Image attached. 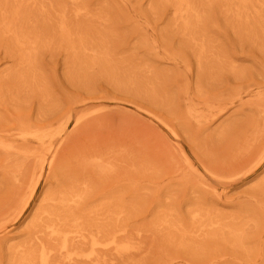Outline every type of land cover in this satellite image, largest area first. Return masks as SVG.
<instances>
[{"label":"rangeland","instance_id":"1","mask_svg":"<svg viewBox=\"0 0 264 264\" xmlns=\"http://www.w3.org/2000/svg\"><path fill=\"white\" fill-rule=\"evenodd\" d=\"M12 197L0 264H264V0H0Z\"/></svg>","mask_w":264,"mask_h":264},{"label":"bare ground","instance_id":"2","mask_svg":"<svg viewBox=\"0 0 264 264\" xmlns=\"http://www.w3.org/2000/svg\"><path fill=\"white\" fill-rule=\"evenodd\" d=\"M94 125V124H93ZM88 130V129H87ZM29 171V170H28ZM26 176V175H25ZM27 177V176H26ZM23 183V182H22ZM62 190V189H61ZM60 190V191H61ZM64 192V191H63ZM64 194V193H63ZM58 195H59V191H58ZM57 195V193H56V197H59ZM60 198V197H59ZM16 199H18V198H8L6 201H5V204L0 208V216H2V215H4L6 212H8L10 209V207L11 208H13L14 207V203H17V202H15V200ZM58 200V199H57ZM22 203L23 202H21L20 204L18 203V204H16L17 206L16 207H18V205H19V207L22 205ZM13 206V207H12Z\"/></svg>","mask_w":264,"mask_h":264}]
</instances>
